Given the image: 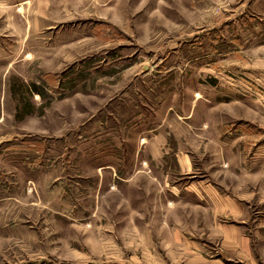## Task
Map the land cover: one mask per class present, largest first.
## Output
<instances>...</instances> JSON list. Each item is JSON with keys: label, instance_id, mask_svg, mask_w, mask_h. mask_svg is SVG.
Instances as JSON below:
<instances>
[{"label": "rangeland", "instance_id": "obj_1", "mask_svg": "<svg viewBox=\"0 0 264 264\" xmlns=\"http://www.w3.org/2000/svg\"><path fill=\"white\" fill-rule=\"evenodd\" d=\"M228 227L264 264V0H0V264H184Z\"/></svg>", "mask_w": 264, "mask_h": 264}, {"label": "crops", "instance_id": "obj_2", "mask_svg": "<svg viewBox=\"0 0 264 264\" xmlns=\"http://www.w3.org/2000/svg\"><path fill=\"white\" fill-rule=\"evenodd\" d=\"M211 203L215 206L214 215L216 216L225 213L238 217L240 214L239 202L236 198L222 199L214 197L211 199ZM195 211H197L196 208ZM194 218L198 220V216ZM224 232V236L228 237L226 245L230 246V248H222L227 253L226 255L208 258L202 252V248H190L192 250L189 249V252L191 251L192 253L187 257L188 248H182L181 250L184 252V256H186L184 264H252V248L246 247V241L241 236V231L237 228L228 227L224 228ZM228 261H232L233 263H229Z\"/></svg>", "mask_w": 264, "mask_h": 264}]
</instances>
